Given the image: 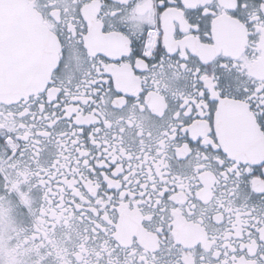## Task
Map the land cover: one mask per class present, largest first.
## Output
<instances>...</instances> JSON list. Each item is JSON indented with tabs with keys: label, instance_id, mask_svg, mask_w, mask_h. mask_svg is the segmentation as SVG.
<instances>
[{
	"label": "snow or ice",
	"instance_id": "1",
	"mask_svg": "<svg viewBox=\"0 0 264 264\" xmlns=\"http://www.w3.org/2000/svg\"><path fill=\"white\" fill-rule=\"evenodd\" d=\"M10 201L35 264H264V0H0Z\"/></svg>",
	"mask_w": 264,
	"mask_h": 264
},
{
	"label": "rangeland",
	"instance_id": "2",
	"mask_svg": "<svg viewBox=\"0 0 264 264\" xmlns=\"http://www.w3.org/2000/svg\"><path fill=\"white\" fill-rule=\"evenodd\" d=\"M3 211L0 212V230L3 232V236L6 237L8 229H12L16 232V238L12 239V243L8 245L4 242L0 243V255L8 257L10 254L19 255L27 249L28 244L22 240V237L18 235L23 228L27 226V218L23 212V209L16 206L13 201L5 202L3 205ZM0 232V233H1Z\"/></svg>",
	"mask_w": 264,
	"mask_h": 264
},
{
	"label": "flooded vegetation",
	"instance_id": "3",
	"mask_svg": "<svg viewBox=\"0 0 264 264\" xmlns=\"http://www.w3.org/2000/svg\"><path fill=\"white\" fill-rule=\"evenodd\" d=\"M16 203L15 201H13ZM23 209V212L28 220L27 226L21 230L18 235L22 237V240L26 241L28 244L27 249L23 251V254L14 255L10 254L8 257H5V255H0V264H35L34 261L31 260V256L35 255L37 252V246L32 244V232L31 230L36 229L37 227V218L33 215L34 209L31 205H25ZM25 209H28L27 211ZM1 232V230H0ZM27 233V234H26ZM16 238V232L13 231L11 228L7 230L6 237L3 236V232L0 233V243L4 242L8 245L9 243H12V239ZM70 250V245L64 248V252H67ZM55 259V258H54Z\"/></svg>",
	"mask_w": 264,
	"mask_h": 264
}]
</instances>
